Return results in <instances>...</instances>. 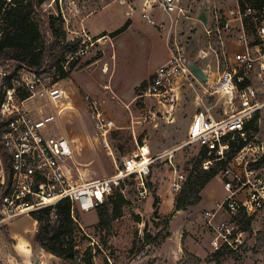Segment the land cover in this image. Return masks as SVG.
<instances>
[{
  "label": "rangeland",
  "instance_id": "obj_1",
  "mask_svg": "<svg viewBox=\"0 0 264 264\" xmlns=\"http://www.w3.org/2000/svg\"><path fill=\"white\" fill-rule=\"evenodd\" d=\"M213 2L225 7L229 3ZM202 3L203 0H183L187 17H179L163 12L152 0H46L33 17L45 46L55 41L51 18L61 21L65 43L69 44L63 62L68 77L61 79L62 73L55 68L36 72L20 69L15 62H0V95L6 77H14L11 83L22 78L29 81L34 72L65 91V97L57 104L35 97L26 105L38 117L56 116L47 131L72 143L75 154L67 168L73 181L113 176L115 163L120 165L124 157L136 150V141L149 145L153 154L171 150L188 139L193 117L203 106V84L189 72L178 76V100L168 113L155 98L140 96L172 53L189 60L201 51L207 52L208 58L199 60L198 65L210 69L215 77L216 54L209 49L204 25L196 18ZM212 46L221 57L220 45ZM53 52L47 51L46 64ZM100 119L115 123L106 137L100 129ZM201 152L198 146H190L171 159L187 182L191 174L203 169ZM3 166L0 153V175ZM173 177L174 168L169 161L157 162L152 169L151 195L137 204L132 201L134 189L128 181V202L108 230L98 228L97 210L84 213L75 209L77 261H82L88 252L94 264H264V210L251 218L243 244L214 260V230L207 224L205 213L217 212L215 225L234 221L219 210L226 197L220 170L205 190L203 202L180 211L175 209L179 194L171 191ZM16 220L12 226L11 222L0 225V261L4 264L18 261L23 253L20 244H29L35 235L31 216ZM247 221L240 217L238 228ZM48 264L68 262L58 259Z\"/></svg>",
  "mask_w": 264,
  "mask_h": 264
},
{
  "label": "built area",
  "instance_id": "obj_2",
  "mask_svg": "<svg viewBox=\"0 0 264 264\" xmlns=\"http://www.w3.org/2000/svg\"><path fill=\"white\" fill-rule=\"evenodd\" d=\"M228 1L225 7L209 0L210 19L204 29L209 49L218 62L215 77L202 66L208 72V81L203 84V106L193 117L188 139L171 150L155 154L149 145L136 141V150L124 157L120 165L115 163L116 173L111 177L73 181L67 168L75 154L72 143L47 131L56 116L38 117L27 107L26 103L35 97L57 104L66 95L57 84L47 83L48 78L34 72L29 81L15 79L12 87L4 86L0 145L9 172L3 166L0 224L7 225L43 208L56 207L64 199L72 203L75 219V209L84 213L96 210L115 191L124 193L128 181L136 194L135 203H141L151 195L152 169L161 160L169 161L174 168L171 191L180 194L187 178L171 159L190 146H198L204 153L203 170L223 165L220 175L226 197L219 210L233 219L240 215L258 216L264 210V0ZM152 2L165 13L187 17L183 0ZM145 17L154 24L149 16ZM212 43L223 49L221 57ZM200 53L199 60L209 56L205 51ZM190 60L193 59L172 53L169 62L155 71L140 97L155 98L168 113L178 100L177 77L192 73ZM99 123L104 137L115 127L111 120L100 119ZM216 215L217 212L205 213L207 224L214 230L212 248L236 251L244 242L245 232L234 221L215 225Z\"/></svg>",
  "mask_w": 264,
  "mask_h": 264
},
{
  "label": "trees",
  "instance_id": "obj_3",
  "mask_svg": "<svg viewBox=\"0 0 264 264\" xmlns=\"http://www.w3.org/2000/svg\"><path fill=\"white\" fill-rule=\"evenodd\" d=\"M44 1L46 0H0V24H2L0 27L2 28V32H0L2 34L0 36V62H15L20 69L36 72H44L55 68L62 73L61 79H66L68 73L63 69V62L65 61L64 54L69 44L65 43V33L61 26V21L51 18L50 30L55 41L51 46H45L39 25L33 17L35 11L38 10ZM47 51H54L50 55L49 64H46L48 61L46 57ZM13 78V76L6 77L5 80L7 82L2 87H12L11 81ZM24 97L27 98V95H24ZM2 98L3 96L0 95V102ZM0 153L4 160L5 169L9 172V166L1 145ZM204 158L205 155L202 152L201 167ZM222 167V164L216 165L209 171L201 169L191 174L176 200V211L198 205L202 201L201 192L214 180ZM131 188L133 189V187ZM128 189V186L125 187L124 193L120 190L115 191L108 202L96 209L99 229H110L112 222L121 217L123 205L128 202ZM133 194L135 198L132 201H135L136 194L134 190ZM31 217L37 222L34 242L45 252L68 262V264H94L93 258L88 252L82 261H77L76 259L78 226L72 216V203L69 200H61L56 207H47L34 212ZM240 217L245 216L240 215L234 219L238 226ZM247 219L246 225L241 228L244 232L249 230L251 222V218ZM231 252L219 250L214 253L213 258L218 260L221 256Z\"/></svg>",
  "mask_w": 264,
  "mask_h": 264
},
{
  "label": "crops",
  "instance_id": "obj_4",
  "mask_svg": "<svg viewBox=\"0 0 264 264\" xmlns=\"http://www.w3.org/2000/svg\"><path fill=\"white\" fill-rule=\"evenodd\" d=\"M208 186H209V184L204 188V190L201 193L202 202H203V198H204V192ZM17 221L18 220L12 221L9 224V226H12ZM97 222H98V220H97ZM97 222H95V223H97ZM34 224H35V235H36L37 222L35 220H34ZM9 226H8V228H9ZM35 235H34V237H35ZM34 237L32 238V240L30 241L29 244L28 243H25V244L21 243L20 244V247L22 248L23 253L20 255V259L18 261H11V262H6V263H8V264H36L37 262H39V264H48V262L50 260H58L57 257L45 252L37 243H35ZM0 264H4V263L2 261H0Z\"/></svg>",
  "mask_w": 264,
  "mask_h": 264
},
{
  "label": "water",
  "instance_id": "obj_5",
  "mask_svg": "<svg viewBox=\"0 0 264 264\" xmlns=\"http://www.w3.org/2000/svg\"><path fill=\"white\" fill-rule=\"evenodd\" d=\"M209 8H210V2L209 0H203V3L201 7L198 10V13L196 15V18L204 25L208 26L209 24ZM203 53H200L199 57H202ZM199 57H196L193 60L189 61V68L191 72L196 76V78L202 83V84H207L208 81V72L200 65H198L199 62ZM156 217H159L158 212H156ZM36 264H39L37 262Z\"/></svg>",
  "mask_w": 264,
  "mask_h": 264
},
{
  "label": "bare ground",
  "instance_id": "obj_6",
  "mask_svg": "<svg viewBox=\"0 0 264 264\" xmlns=\"http://www.w3.org/2000/svg\"><path fill=\"white\" fill-rule=\"evenodd\" d=\"M106 71V70H105ZM32 100V99H31Z\"/></svg>",
  "mask_w": 264,
  "mask_h": 264
}]
</instances>
